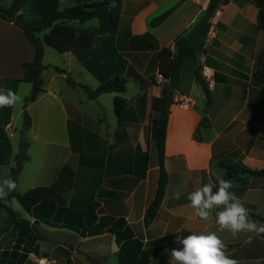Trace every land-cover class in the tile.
<instances>
[{"label":"crops","instance_id":"obj_1","mask_svg":"<svg viewBox=\"0 0 264 264\" xmlns=\"http://www.w3.org/2000/svg\"><path fill=\"white\" fill-rule=\"evenodd\" d=\"M91 1L95 0H62L64 7ZM208 6L209 0H122L117 31L98 35L91 48L94 52L90 50L87 56L102 66L105 63L95 58V51L111 55L115 50L117 56L109 62L120 56L125 63L122 74L128 79L127 89L111 93L113 101L117 94L125 97L126 107L117 114L114 102V119L105 110L101 95L90 98L84 90L83 85L97 86L100 80L75 52L61 53L74 55L97 84L81 77L74 80L76 85L63 82L61 88L54 89L56 77L67 78L66 73L58 72L45 88L41 71L43 91L27 104L35 111L29 125L25 124V130L31 131L27 140L29 158L17 177V193L49 186L68 164L75 171L68 204L73 197L93 198L100 202L101 218L124 217L145 247L167 243L152 264H176L170 250L181 248L179 239L191 231H217L239 264H264V236L249 242L250 233L233 236L228 231L219 232L214 218L203 221L196 217L187 200L191 191L206 183L215 184L217 177L224 176V162L253 170L264 168V0H228L220 6L217 22L205 38V51L199 55V66L214 70L209 104L195 78L198 63L193 57L183 61L166 132V193L153 222L145 223L159 167L156 143L149 137L151 119L160 115L153 109L152 99L160 95L164 81L158 77L157 52L162 47L175 51L177 36L190 30ZM172 7L173 12L161 23L150 24L151 19ZM68 22L82 30L98 27H85L86 22L77 20ZM41 39L43 49L46 43L43 36ZM35 57L36 47L25 30L0 18V88L17 92L22 83H28L30 92L32 83L22 80V63ZM65 89H81L85 94L72 98ZM93 104L95 108L90 107ZM16 121L15 107L0 108V127L11 147L10 162L0 163V182L11 179V160L19 151L22 138L16 137ZM230 180L237 185L234 191L251 217L264 223V177L236 174ZM177 192L181 193L179 199L175 197ZM11 206L28 222L13 223L1 231L7 211L0 206V264H17L22 256L25 259L21 264H34L31 258H46L49 264H109L113 256L111 264H117L120 244L117 236L107 231V225L81 236L65 224L63 215L54 219L55 210L48 205L27 208L13 196ZM110 245L113 248L109 253Z\"/></svg>","mask_w":264,"mask_h":264},{"label":"trees","instance_id":"obj_2","mask_svg":"<svg viewBox=\"0 0 264 264\" xmlns=\"http://www.w3.org/2000/svg\"><path fill=\"white\" fill-rule=\"evenodd\" d=\"M61 2L62 0H12L8 7L0 4V18L12 21L23 29L24 27L20 24L19 19H24L28 21L35 35L37 32H44L43 39L49 46L59 52H75L82 64L100 80V84L95 89L83 85L90 98H97L102 93L125 92L128 81L122 74L125 63L119 58L120 56L117 57L114 63L109 62L113 56H117L115 50L111 55L110 52L95 51V58L101 59L105 63L102 66L93 59L87 58L90 50L92 53L94 52L91 48L98 35L114 34L117 31L122 0H95L67 7H61ZM226 3H228V0H209L208 8L193 27L177 36L176 50L172 51L168 47H162L157 52L160 73L164 81L161 84L160 95L152 99V107L159 110L160 115L151 119L149 137L156 143L159 167L156 191L145 212V223L147 225H150L155 219L166 193L168 183V173L164 164L166 132L171 106L175 102V92L180 81L181 65L188 57H193L196 60L198 65L195 69V78L206 95V104H209V85L202 76L199 55L205 51V38L210 29L212 16L221 5ZM173 10L174 7L169 8L154 17L151 19L150 24L154 26L161 23ZM24 11L27 12L24 13ZM93 18L98 20V27L88 30L79 29L68 22L77 20L79 23H84ZM26 36L36 47L35 59L22 63L24 69L22 80L32 83V89L26 97V101L29 102L35 100L38 94L43 91V81L40 76L42 47L32 36L27 33ZM57 70L64 72V69L58 67ZM68 81L76 85L70 77H68ZM114 102L115 112L121 114L126 107V98L117 94ZM29 123L30 120L27 119L26 127ZM28 144L27 139L23 137L19 144L18 153L11 160V179L15 181L16 185L22 166L29 158L27 154ZM10 152L11 147L8 136L0 127V163L10 162L8 159ZM143 155L147 158L148 153L145 152ZM222 167L225 171L224 179H230L236 174L264 177V168L253 170L233 162H224ZM74 177V169L65 164L60 169L54 182L49 186L32 187L21 195L15 190L6 198L0 199V206L7 211V217L1 231L8 230L13 223L28 222L26 219L20 218L18 212L11 206V198L16 196L27 208L39 203L50 206L51 209L55 210L54 219H60L63 215L65 224L79 231L81 236H86L97 228H104L106 227L104 225H107V231L115 234L120 244L117 251V264H152L154 258L168 244L145 247L143 241L132 233L124 217L101 218L98 213L100 202L93 198L82 200L73 197L68 204L67 196L74 185ZM256 217L262 219L259 215H256ZM24 259L25 256H22L17 264H21Z\"/></svg>","mask_w":264,"mask_h":264},{"label":"clouds","instance_id":"obj_3","mask_svg":"<svg viewBox=\"0 0 264 264\" xmlns=\"http://www.w3.org/2000/svg\"><path fill=\"white\" fill-rule=\"evenodd\" d=\"M22 97L12 89L0 88V108L15 107ZM14 166V165H13ZM237 185L230 179L217 177L216 183H206L191 191L187 200L196 217L203 221L215 220L219 232L228 231L233 236L250 233L248 241L264 236V223L254 220L249 209L237 196ZM13 179L0 182V199L15 191ZM181 193H175L177 199ZM181 248L170 250L171 260L176 264H239L228 252V247L217 231L193 232L179 239ZM165 251H168L167 249Z\"/></svg>","mask_w":264,"mask_h":264},{"label":"rangeland","instance_id":"obj_4","mask_svg":"<svg viewBox=\"0 0 264 264\" xmlns=\"http://www.w3.org/2000/svg\"><path fill=\"white\" fill-rule=\"evenodd\" d=\"M10 3H11V0H0V4L3 5L4 7H8L10 5ZM61 7H64L63 2H61ZM97 25H98V20L96 18H93V19L89 20L88 22H86L85 27H93V26H97ZM35 36L38 38H41L43 36V32H37ZM41 64H42L41 76H42L43 80L45 81V88H47L49 85V82H48L49 78L52 75H58V72H60L57 70V67L60 69H64L63 73H66L67 78L56 77L54 89L61 88L62 86H59V85H61L63 82H65V83L68 82V83L72 84L70 81H68V77H70V79L73 81L74 80L77 81L79 78L83 77L85 79H88L90 81L89 83L93 82V85L97 84V80L88 71H86L83 67H81L79 61L77 60V58L74 55H72V54L64 55L63 53L59 52L55 48L49 46L48 44H44V47L42 49ZM29 85H28V83H22L20 85L19 89L17 90V94L22 97V103H18L15 106V113L17 115V121H16L15 125L18 128L17 133H16V137H18V136L20 138L25 137L27 140H28V135L31 131L24 130L25 124L27 123V119L31 120L30 118L32 116H34V111H35L33 109L29 110L27 108L28 101H26V97L29 95L30 92H28L26 88H28ZM89 87L90 88L92 87L91 89H95L98 87V85L92 86V84H90ZM131 90L132 89L129 86L128 92H130ZM64 91H65V93L67 91L72 98H78L79 94H81V95L85 94V92L81 89H76L74 91L72 89H70V90L65 89ZM113 95H114V93H104V94H101V97H100L101 102H102L103 106L105 107V110H107V112L110 114L111 119H114ZM90 107L95 108L96 105L93 104V105H90ZM0 245H1V243H0ZM0 248H2V247H0ZM112 248H113L112 245L108 246V252L109 253H110V250ZM81 249H84V247L81 246ZM37 259H39V258H37ZM37 259L31 258V261L34 264H38ZM44 259H46V258H44ZM114 259H115L114 256H113V258H109L108 259L109 264H111V262H114ZM29 264H32V263L29 262Z\"/></svg>","mask_w":264,"mask_h":264},{"label":"built area","instance_id":"obj_5","mask_svg":"<svg viewBox=\"0 0 264 264\" xmlns=\"http://www.w3.org/2000/svg\"><path fill=\"white\" fill-rule=\"evenodd\" d=\"M219 14H220V7L215 11L214 15L212 16L209 31H211L212 28L214 27V25L216 24ZM201 73H202V76L205 78V80L208 81V85L212 84V80H213V76H214V70L212 68H210L209 66L204 65L201 67ZM158 77H159V79H163L162 74H159ZM182 104L183 103H181V105ZM37 263L38 264H49V261L47 259H44V258H39V259H37Z\"/></svg>","mask_w":264,"mask_h":264},{"label":"water","instance_id":"obj_6","mask_svg":"<svg viewBox=\"0 0 264 264\" xmlns=\"http://www.w3.org/2000/svg\"><path fill=\"white\" fill-rule=\"evenodd\" d=\"M19 22L24 27L25 32L29 34L30 36H32L34 40L41 45L42 39L35 36V33L31 30L28 21L20 18Z\"/></svg>","mask_w":264,"mask_h":264}]
</instances>
